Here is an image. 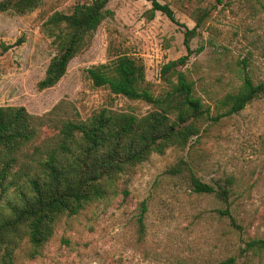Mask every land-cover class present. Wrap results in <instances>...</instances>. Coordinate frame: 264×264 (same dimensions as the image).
I'll return each instance as SVG.
<instances>
[{"label": "rangeland", "instance_id": "rangeland-1", "mask_svg": "<svg viewBox=\"0 0 264 264\" xmlns=\"http://www.w3.org/2000/svg\"><path fill=\"white\" fill-rule=\"evenodd\" d=\"M91 1L42 0L25 14L0 11V106L22 105L51 122L85 119L101 107L143 115L151 110L149 103L95 86L87 69L130 55L145 65L157 95L167 87L163 65L188 54L185 26L193 28L203 11L209 15L191 39L181 69L211 113L220 98L241 85L245 71L264 81V0H159L185 26L161 12L151 17L148 0H110L113 16L100 24L59 82L40 90L38 82L56 54L44 22L56 11L70 13L76 4ZM19 38L23 41L16 44ZM180 160L214 186L230 178L228 202L195 193L187 170L169 172ZM119 187L113 198L89 203L77 215H62L36 257L25 238L14 264H216L231 256L236 264H264V251H244L251 239H264V96L239 113L202 124L199 138L186 148L152 154L123 175ZM227 207L238 226L219 213Z\"/></svg>", "mask_w": 264, "mask_h": 264}, {"label": "trees", "instance_id": "trees-1", "mask_svg": "<svg viewBox=\"0 0 264 264\" xmlns=\"http://www.w3.org/2000/svg\"><path fill=\"white\" fill-rule=\"evenodd\" d=\"M109 1L78 3L70 13L56 11L44 22L42 30L52 39L56 54L38 82L40 90L59 82L70 61L100 24L113 16ZM148 1L151 17L161 12L181 24L168 3ZM41 2L2 0L0 11L25 14ZM208 15L209 11H203L193 28L181 24L185 26L188 54L163 65L161 76L167 87L157 95L146 80L145 65L130 55L121 54L87 69L95 86L149 103L152 108L143 115L101 107L85 119L65 117L51 122L50 118L31 114L22 105L0 106V264H14L15 252L25 238L31 246L30 256L36 257L53 236L62 215L74 216L89 203L113 198L119 192L121 177L152 154H164L171 147L186 148L194 137L199 138L202 124L239 113L254 99L264 96V81H254L248 71L235 91L217 101L215 114L196 94L194 81L181 67L191 53V39ZM22 41L19 38L16 44ZM47 128L55 133L43 135ZM30 146L33 149L27 152ZM185 170L195 193L215 194L228 202L230 178L225 185L214 186L200 179L185 160L168 171ZM142 206L144 212L145 203ZM219 213L238 226L228 207L219 209ZM143 216L139 218L141 227ZM248 250L264 251V239L248 241L244 251ZM236 261L231 256L216 264Z\"/></svg>", "mask_w": 264, "mask_h": 264}]
</instances>
